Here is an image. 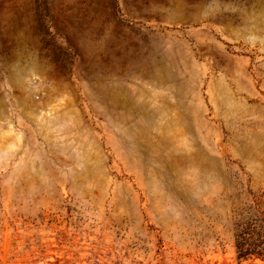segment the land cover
I'll list each match as a JSON object with an SVG mask.
<instances>
[{
  "label": "rangeland",
  "instance_id": "374dc122",
  "mask_svg": "<svg viewBox=\"0 0 264 264\" xmlns=\"http://www.w3.org/2000/svg\"><path fill=\"white\" fill-rule=\"evenodd\" d=\"M255 203L264 0H0V264H237Z\"/></svg>",
  "mask_w": 264,
  "mask_h": 264
},
{
  "label": "trees",
  "instance_id": "16d2710c",
  "mask_svg": "<svg viewBox=\"0 0 264 264\" xmlns=\"http://www.w3.org/2000/svg\"><path fill=\"white\" fill-rule=\"evenodd\" d=\"M235 262H264V211L258 205H245L235 212L232 224Z\"/></svg>",
  "mask_w": 264,
  "mask_h": 264
}]
</instances>
